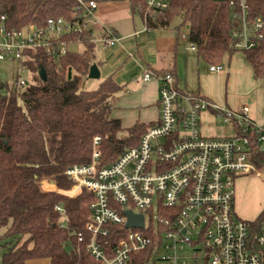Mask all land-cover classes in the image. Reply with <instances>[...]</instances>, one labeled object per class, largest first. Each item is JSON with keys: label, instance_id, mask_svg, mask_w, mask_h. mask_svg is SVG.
<instances>
[{"label": "built area", "instance_id": "built-area-1", "mask_svg": "<svg viewBox=\"0 0 264 264\" xmlns=\"http://www.w3.org/2000/svg\"><path fill=\"white\" fill-rule=\"evenodd\" d=\"M247 2L238 0L240 11L233 13L241 20L234 31L241 50L254 48L264 37L263 20L248 17ZM230 4L236 8L235 1ZM169 5V0L146 1L149 11H164ZM98 8L97 0H76L71 18L49 19L43 29L30 25L8 31L5 16H0V61L17 63L14 87L30 81L23 76L29 72L26 51L46 48L49 54L66 53L71 44L60 41L65 34L88 30L92 44L103 48L120 44L122 38L114 30L93 35L90 24ZM182 37L189 40L185 34ZM189 49L196 46L190 43ZM210 70L221 72L223 67L212 65ZM152 78L159 81L160 114L139 144L103 165L102 138L96 136L91 162L65 172L73 187L59 190L60 194L74 197L85 190L94 196L84 230L74 233L78 243L98 264H129L150 247L164 264H264V210L253 220L244 219L237 212L235 196L238 177L255 174L264 179V167L255 162L257 152H264V125L252 118L247 105L236 113L199 93L181 90L170 71L147 70L144 80ZM205 111L220 123H233L237 135L204 136L200 117ZM56 209L63 215L60 227L67 228L64 208ZM127 210L144 215V228L125 227ZM186 246L191 248L188 258L180 254Z\"/></svg>", "mask_w": 264, "mask_h": 264}, {"label": "trees", "instance_id": "trees-1", "mask_svg": "<svg viewBox=\"0 0 264 264\" xmlns=\"http://www.w3.org/2000/svg\"><path fill=\"white\" fill-rule=\"evenodd\" d=\"M128 1L132 13L146 19L151 30L166 29L180 19V27L188 30L189 41L208 64L219 65L226 55L230 58L241 50L234 37L241 27V20L233 18L234 11H240L238 0H169L164 11L147 10V0ZM247 4L248 17L261 18L264 23V0H248ZM75 6L76 0H0V16H5L8 31L30 25L43 29L49 19L71 18ZM89 38L88 30L60 37L67 44L84 43L83 52L26 51L31 80L24 87L9 86L0 69V229H5L0 242H5L6 249L2 264H27L36 259H49L50 264H98L74 234L84 230L94 196L83 190L67 197L47 190L45 183L59 190L72 188L65 172L91 162L94 137L102 138L101 161L109 165L139 144L147 126L137 123L122 136V122L112 117L117 87L107 79L96 89L86 88L95 60ZM242 51L254 77L264 80V37L254 48ZM255 162L264 167V152H257ZM57 205L65 210L67 228L60 227L63 215ZM152 256L150 247L129 264H146Z\"/></svg>", "mask_w": 264, "mask_h": 264}, {"label": "crops", "instance_id": "crops-1", "mask_svg": "<svg viewBox=\"0 0 264 264\" xmlns=\"http://www.w3.org/2000/svg\"><path fill=\"white\" fill-rule=\"evenodd\" d=\"M97 1L99 8L90 24L93 35L97 37L106 29L114 30L122 40L120 44L109 48L92 44L88 40L95 51L94 64L98 66L101 76L99 79L89 78L86 84H89L90 90L92 87L96 89L102 81L109 79L110 83L117 87L118 93L112 117L116 115V119L122 124L126 118L128 127L137 123L148 127L158 121L159 81L156 78L144 80L147 70L153 74L170 71L174 74L177 86L181 90L199 94L208 91L205 80L222 81L227 75L224 71L213 72L210 68L206 72L207 63L199 57L197 50L189 49L191 42L182 37L184 29L180 27L182 25L180 19L176 18L166 29L151 30L140 14L132 13L128 0ZM71 45L74 47L83 45V48L76 52H83L86 48L84 43ZM69 50L73 51V48L69 46ZM231 67L229 65V69ZM251 72L254 76L252 68ZM234 73L239 75L238 70ZM257 102L255 101L251 107V116L259 125H264V115L260 113ZM207 112L213 115L212 112L206 111L203 120L208 116L212 117ZM234 128L237 135V127ZM207 129L206 127V131ZM51 186L53 185L48 184L45 188L52 190L54 186ZM263 210L264 204L259 203L255 207V214L252 215L257 217ZM46 260L50 264V260Z\"/></svg>", "mask_w": 264, "mask_h": 264}, {"label": "rangeland", "instance_id": "rangeland-1", "mask_svg": "<svg viewBox=\"0 0 264 264\" xmlns=\"http://www.w3.org/2000/svg\"><path fill=\"white\" fill-rule=\"evenodd\" d=\"M183 29L184 34L188 36V30L186 28ZM2 41L3 37L0 35V42ZM76 46L74 47L73 45H70V48H73V51H76L78 49L81 50L83 48V45H78V48ZM219 65L223 67L222 72H226L227 75L224 76L222 81L213 79L205 80L204 82L208 87V91L204 92L201 95L216 103L219 107L229 108L236 113L241 112L242 107L245 105L249 106L251 109V107H253V103L255 101H258L257 104L259 107V111L264 115V80H257L253 76L251 67L245 61V55L243 51L238 50L230 58L228 57V55H226ZM229 65L232 66L231 69H229ZM211 66V64H206V72ZM17 67L18 65L15 62L0 61V69L7 76V82L11 87H14L16 83ZM236 70H238L239 75L234 73ZM228 73L230 74L229 76ZM30 74L31 73L29 72H25L23 76L31 80ZM86 88L90 90L91 87L89 86V84H86ZM93 88L94 87H92V89ZM205 114L206 111L203 112L200 117L201 121L203 122V126L201 122V132L204 136H235L236 132L234 130L235 128L233 123H220L217 121L216 117L211 115L210 113L209 114L212 117L208 116L205 118V120H203ZM113 118L116 119L117 116L114 115ZM125 120L126 121H124L122 124L123 130L120 133L122 136L127 135V129L129 128L128 124L126 123L128 119L126 118ZM206 127L208 128L207 131ZM47 185L48 184L45 183V187ZM52 189L56 190L59 193V189L56 188L55 185ZM235 196L236 209L239 216L247 220L255 219L256 217L252 215L255 214V207L259 203L260 205L264 204V179L262 177L256 176L255 174L238 177L235 183ZM4 231V228L0 229V236L4 233ZM191 238L193 240H196L195 235L191 236ZM4 243V241L0 242V264H2L3 255L6 252V249L3 246ZM162 252L163 251H160V254ZM180 254L188 258L191 254V248L189 246H186L182 251H180ZM157 257V253H154V255L146 264H154L153 259H156V264H164L162 261L158 260ZM201 257L202 255L199 256V258ZM28 264H49V262L46 259H40L33 260Z\"/></svg>", "mask_w": 264, "mask_h": 264}, {"label": "water", "instance_id": "water-1", "mask_svg": "<svg viewBox=\"0 0 264 264\" xmlns=\"http://www.w3.org/2000/svg\"><path fill=\"white\" fill-rule=\"evenodd\" d=\"M42 78L45 80V71L41 70L40 72ZM101 76L100 70L96 64H93L90 68L88 77L90 79H99ZM2 78L5 79L6 75L3 73ZM125 215L127 216V222L125 224L126 228H144V215L143 214H136L131 210L125 211Z\"/></svg>", "mask_w": 264, "mask_h": 264}]
</instances>
